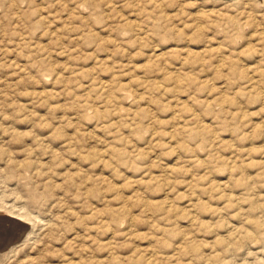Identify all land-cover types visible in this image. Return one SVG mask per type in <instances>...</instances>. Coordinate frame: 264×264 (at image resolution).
<instances>
[{"label": "rangeland", "instance_id": "obj_1", "mask_svg": "<svg viewBox=\"0 0 264 264\" xmlns=\"http://www.w3.org/2000/svg\"><path fill=\"white\" fill-rule=\"evenodd\" d=\"M0 253L264 264V0H0Z\"/></svg>", "mask_w": 264, "mask_h": 264}, {"label": "bare ground", "instance_id": "obj_2", "mask_svg": "<svg viewBox=\"0 0 264 264\" xmlns=\"http://www.w3.org/2000/svg\"><path fill=\"white\" fill-rule=\"evenodd\" d=\"M0 255H1V253H0ZM4 256V255H3Z\"/></svg>", "mask_w": 264, "mask_h": 264}]
</instances>
